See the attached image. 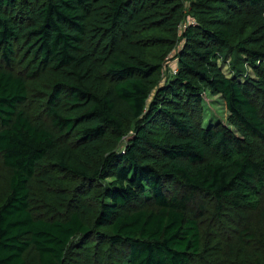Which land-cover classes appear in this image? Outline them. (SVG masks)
<instances>
[{"label": "trees", "instance_id": "obj_1", "mask_svg": "<svg viewBox=\"0 0 264 264\" xmlns=\"http://www.w3.org/2000/svg\"><path fill=\"white\" fill-rule=\"evenodd\" d=\"M0 168V264H264V0H0Z\"/></svg>", "mask_w": 264, "mask_h": 264}, {"label": "rangeland", "instance_id": "obj_2", "mask_svg": "<svg viewBox=\"0 0 264 264\" xmlns=\"http://www.w3.org/2000/svg\"><path fill=\"white\" fill-rule=\"evenodd\" d=\"M188 21H192L191 17H188ZM173 55H171V57H169L167 60V66H166V73L169 72V70H175L176 69V61H174L172 59ZM211 105L209 106L208 104H206V112L210 115H215L217 118H221L223 119V117H225L224 115H226V109L223 106V104L221 102L214 103L213 101H219V98H211ZM6 172L0 168V177L5 174Z\"/></svg>", "mask_w": 264, "mask_h": 264}, {"label": "built area", "instance_id": "obj_3", "mask_svg": "<svg viewBox=\"0 0 264 264\" xmlns=\"http://www.w3.org/2000/svg\"><path fill=\"white\" fill-rule=\"evenodd\" d=\"M174 73H176V70H174Z\"/></svg>", "mask_w": 264, "mask_h": 264}, {"label": "clouds", "instance_id": "obj_4", "mask_svg": "<svg viewBox=\"0 0 264 264\" xmlns=\"http://www.w3.org/2000/svg\"><path fill=\"white\" fill-rule=\"evenodd\" d=\"M176 70V69H175Z\"/></svg>", "mask_w": 264, "mask_h": 264}]
</instances>
